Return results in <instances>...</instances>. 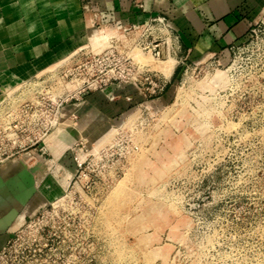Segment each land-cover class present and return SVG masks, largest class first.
<instances>
[{
    "label": "rangeland",
    "instance_id": "374dc122",
    "mask_svg": "<svg viewBox=\"0 0 264 264\" xmlns=\"http://www.w3.org/2000/svg\"><path fill=\"white\" fill-rule=\"evenodd\" d=\"M257 2L239 44L181 66L142 53L141 67L161 76L165 90L146 99L128 86L132 100L114 94L117 113L102 107V120L86 123L93 108L74 93L88 55L111 37L120 51L134 46L115 28L94 25L86 43L40 64L37 79L2 86L0 115L36 100L65 107L45 143L24 152L34 159L21 153L1 165V204L19 180L31 192L11 216L0 210V233L17 215L0 238V264H264V0ZM84 6L86 16L97 13L90 0ZM80 104L89 107L76 113ZM61 131L67 142L55 150L48 141ZM12 162L21 167L7 178ZM19 171L22 179H12Z\"/></svg>",
    "mask_w": 264,
    "mask_h": 264
},
{
    "label": "crops",
    "instance_id": "0c3cea01",
    "mask_svg": "<svg viewBox=\"0 0 264 264\" xmlns=\"http://www.w3.org/2000/svg\"><path fill=\"white\" fill-rule=\"evenodd\" d=\"M86 1L0 0L1 93L3 85L34 80L38 76L39 65L53 61L50 56L55 51L86 43L88 32L94 25H103V32L114 29L116 24L143 23L151 17L164 16L179 29L182 43L180 57L186 60L217 53L242 42L258 10L257 0H90L97 7L95 18L93 14L90 17L83 12ZM132 90L125 88L114 94L117 98L121 95L127 98L132 96ZM109 93L107 90L85 96L86 102L93 108L90 115L83 118L86 123L105 118L99 116L98 111L101 112L102 107L117 113V104ZM79 106L76 113H82L89 107L88 104ZM64 135H52L49 145L55 150L64 146L67 142ZM20 167V164L12 162L4 168V175L10 178ZM15 188L14 191H3L5 196L0 210L5 208L6 216L14 213V207L21 206L24 201L26 203L31 192L26 191L20 180ZM35 204L32 201L30 207ZM9 233L10 228L7 227L0 233V238L6 239Z\"/></svg>",
    "mask_w": 264,
    "mask_h": 264
},
{
    "label": "built area",
    "instance_id": "2783aa9c",
    "mask_svg": "<svg viewBox=\"0 0 264 264\" xmlns=\"http://www.w3.org/2000/svg\"><path fill=\"white\" fill-rule=\"evenodd\" d=\"M84 9L87 10L88 7L84 6ZM97 15L94 14V17ZM114 27L118 32H122L123 41L126 42L131 37L134 46L128 51H120L119 40L112 37L106 49L88 55L81 64L83 78L74 93L77 100H82L89 94L88 91L92 90L101 92L109 90L113 99L116 91L132 85L136 86L146 99L161 95L166 88V81L158 74L143 69L134 51L139 49L141 53L150 54L157 60L176 57L180 60L178 66H181L184 60L180 57L182 43L179 29L164 16L151 17L143 23H123ZM132 98L129 96L126 99ZM63 102L54 105L56 108L50 110L36 100L23 103L16 110L1 113L0 146L3 147L0 148V166L20 157L21 153L28 150L27 148L42 146L45 143L61 124L60 112L65 107ZM32 153L27 152L24 155L28 154L30 159H34L35 153Z\"/></svg>",
    "mask_w": 264,
    "mask_h": 264
},
{
    "label": "bare ground",
    "instance_id": "6f19581e",
    "mask_svg": "<svg viewBox=\"0 0 264 264\" xmlns=\"http://www.w3.org/2000/svg\"><path fill=\"white\" fill-rule=\"evenodd\" d=\"M112 38V37H111ZM95 40H97V41H106V40H108V37L107 36H103V37H97V38H95ZM111 40V39H110ZM108 42V41H107ZM141 55H142V53L141 52H137V53H135V56H136V58L139 60V62L141 63L142 61H141V59H140V57H141ZM175 60H177V58L176 57H170L169 59H168V61L166 62V64L164 65V67H166V66H170V65H174L175 66V64H176V61ZM178 61V60H177ZM164 67L162 68V73L164 74V76H165V71H164ZM9 86H11V85H8V86H4L3 88L4 89H7V88H9ZM69 112V111H68ZM68 112H66V114H65V116H64V119L66 120V119H68V117H69V114H67ZM100 120H102V118H100ZM62 133H63V131H61ZM61 132H59V135H62V133ZM53 135H55V133L53 134ZM56 137V136H55ZM31 180V179H30ZM29 179H28V181H30Z\"/></svg>",
    "mask_w": 264,
    "mask_h": 264
},
{
    "label": "water",
    "instance_id": "95a60500",
    "mask_svg": "<svg viewBox=\"0 0 264 264\" xmlns=\"http://www.w3.org/2000/svg\"><path fill=\"white\" fill-rule=\"evenodd\" d=\"M21 172H22V171H19V173H18L16 176L12 177V179H15V178H16V179H20V178H21V177H20V176H21ZM21 179H22V178H21ZM32 179H33V182L31 183L30 186H33V185H34V179H35V177H33ZM0 181H2L4 184H6L5 181L3 180L2 176H0ZM7 183H9V182H7ZM24 202H25V201H24ZM24 202H23L22 206L26 205ZM17 214H18V213H17ZM16 216H17V215H15V217H16ZM15 217L10 221V223H9L8 226H10V224H11L12 221L15 219ZM8 226H7V227H8ZM7 227H6V228H7Z\"/></svg>",
    "mask_w": 264,
    "mask_h": 264
}]
</instances>
